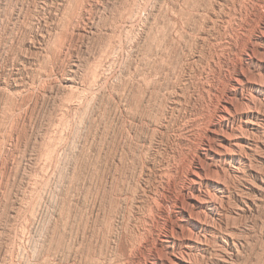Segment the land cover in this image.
Listing matches in <instances>:
<instances>
[{"label": "rangeland", "instance_id": "rangeland-1", "mask_svg": "<svg viewBox=\"0 0 264 264\" xmlns=\"http://www.w3.org/2000/svg\"><path fill=\"white\" fill-rule=\"evenodd\" d=\"M235 1L0 0V264H71L75 237L91 257L102 250V264L151 258L203 134L195 119L210 114L264 11V0ZM72 66L75 80L60 90ZM13 72L26 88L4 84ZM254 157L247 174L264 170ZM257 180L230 187L224 221L243 241L231 264H264V192L244 212L235 200ZM129 240L139 246L130 257Z\"/></svg>", "mask_w": 264, "mask_h": 264}, {"label": "bare ground", "instance_id": "bare-ground-1", "mask_svg": "<svg viewBox=\"0 0 264 264\" xmlns=\"http://www.w3.org/2000/svg\"><path fill=\"white\" fill-rule=\"evenodd\" d=\"M235 1V0H234ZM237 1V0H236ZM235 1V2H236ZM249 1V0H248ZM255 6L261 7L262 0H251ZM170 2V1H169ZM174 2V1H173ZM220 2V1H219ZM226 2V1H225ZM229 2V1H228ZM246 2L247 1H244ZM242 2V3H243ZM99 3V2H98ZM131 3V2H130ZM172 3V2H171ZM175 3V2H174ZM211 3V2H210ZM250 3V4H251ZM224 4V3H223ZM230 4V3H228ZM244 5V4H243ZM241 6L244 7L245 6ZM248 5V4H245ZM264 5V4H263ZM262 5V6H263ZM156 6V5H155ZM175 6V5H174ZM206 6V5H205ZM218 6V5H217ZM227 6V5H226ZM234 6V5H233ZM149 7V6H148ZM195 7V6H194ZM221 6L220 8H222ZM229 7V5H228ZM258 7V8H260ZM71 8V7H70ZM92 8V7H91ZM129 8V7H128ZM133 8V7H131ZM137 8V7H136ZM139 8V7H138ZM150 8V7H149ZM169 8V7H168ZM172 8V7H171ZM210 8V7H209ZM224 8V7H223ZM252 8V6H251ZM257 9V7H255ZM254 8V9H255ZM130 9V8H129ZM176 9V8H175ZM237 9V8H236ZM235 9V10H236ZM240 9V8H239ZM77 10V9H76ZM131 10V9H130ZM142 10V9H141ZM145 10V9H144ZM215 10V9H214ZM223 10V9H222ZM249 10V9H248ZM245 10V16L247 14ZM253 10V9H252ZM251 10V11H252ZM74 11V10H73ZM158 11V10H157ZM172 11V10H170ZM210 11V10H209ZM250 11V10H249ZM257 11V10H256ZM260 11V10H259ZM134 12V11H132ZM189 12V11H188ZM217 12V11H216ZM228 12V11H227ZM255 12V11H254ZM264 12V11H263ZM259 14L254 26L252 39L248 49L239 57L237 66L229 71L223 89L214 93V86L207 90L215 94L216 100L210 114L203 119L196 118L198 126H203V134L195 156L189 160L183 178L182 191L174 201L171 215L165 219L156 243L151 245V258L143 264H201L206 259H215L217 264L232 262L243 246L242 236L231 230L224 220L229 216L232 183L245 176L253 175L257 182L251 186L252 195L243 193L249 190L239 188L235 198L242 211L251 210L264 192V170L258 174L246 173L252 165L254 155H261L264 162V13ZM151 13V12H150ZM241 13V12H240ZM239 13V14H240ZM252 13V12H251ZM126 14V13H125ZM124 14V15H125ZM191 14V13H190ZM222 14V13H221ZM236 14V13H235ZM72 15V14H71ZM132 15V14H131ZM135 15V14H134ZM133 15V16H134ZM153 15V14H152ZM168 15V14H167ZM176 15V14H175ZM184 15V14H183ZM200 15V14H199ZM241 15V14H240ZM244 15V14H243ZM250 15V14H249ZM255 15V14H254ZM127 16V15H126ZM136 16V15H135ZM141 16V15H140ZM234 16V15H233ZM244 16V17H245ZM124 17V16H123ZM128 17V16H127ZM148 17V16H147ZM170 17V16H169ZM240 17V16H239ZM247 17V16H246ZM250 17V16H249ZM190 18V17H189ZM242 18V17H241ZM251 18V17H250ZM128 19V18H127ZM148 19V18H147ZM181 19V18H180ZM214 19V18H213ZM220 21V18H218ZM228 19V18H226ZM226 19L224 18L223 21ZM243 19V18H242ZM246 19V18H244ZM92 20V19H91ZM122 20V19H121ZM143 20V19H142ZM188 20V19H187ZM124 21V20H123ZM222 21V22H223ZM230 21V19H229ZM93 22V21H92ZM139 22V21H138ZM184 22V21H183ZM186 22V21H185ZM228 22V21H227ZM84 23V22H83ZM146 23V22H145ZM216 23V22H215ZM231 23V22H230ZM92 24V23H91ZM90 24V25H91ZM94 24V23H93ZM247 24V23H246ZM183 25V24H182ZM181 25V26H182ZM67 26V25H66ZM94 27V26H93ZM172 27V26H171ZM179 27V26H178ZM227 27V26H226ZM63 27H61L62 29ZM92 26L90 27V31ZM104 28V27H103ZM120 28V27H119ZM155 28V27H154ZM59 29V28H58ZM82 29V28H81ZM225 29V28H224ZM239 29V28H238ZM37 30V29H36ZM47 30V29H46ZM57 30V29H56ZM63 30V29H62ZM118 30V29H117ZM120 30V29H119ZM177 30V29H176ZM86 31V30H85ZM93 31V30H92ZM172 31V30H171ZM186 31V30H185ZM219 31V30H218ZM64 32V31H63ZM102 32V31H101ZM120 32V31H119ZM149 32V31H148ZM152 32V31H151ZM177 32V31H176ZM222 32V31H221ZM52 33V31H51ZM58 33V31H57ZM139 33V32H138ZM153 33V32H152ZM185 33V32H184ZM95 34V33H94ZM137 34V33H136ZM147 34V32H146ZM80 35V34H79ZM114 35V33H113ZM236 35V34H235ZM43 36V35H42ZM138 36V35H137ZM232 36V35H231ZM61 37V36H60ZM90 37V36H89ZM118 37V36H117ZM201 37V36H200ZM44 38V37H43ZM111 38V37H110ZM175 38V37H174ZM213 38V37H212ZM229 38V37H228ZM116 39V38H115ZM118 39V38H117ZM142 39V38H141ZM32 40V39H31ZM135 40V39H134ZM137 40V39H136ZM140 40V39H139ZM55 41V40H54ZM64 41V40H63ZM111 41V40H109ZM222 41V40H221ZM237 42V40L235 39ZM32 42V41H31ZM60 42V41H59ZM113 42V41H112ZM121 42V41H120ZM235 42V43H236ZM246 42V41H245ZM39 43V42H38ZM61 44V43H60ZM64 44V43H63ZM62 44V45H63ZM115 44V43H113ZM189 44V43H188ZM111 45V44H110ZM217 45V44H216ZM236 45V44H235ZM245 45V44H244ZM247 45V44H246ZM230 48V39L225 42ZM36 47V46H35ZM53 47V46H52ZM203 47V46H202ZM225 47V48H226ZM236 47V46H235ZM40 48V47H39ZM171 48V47H170ZM214 48V47H213ZM219 48V47H218ZM29 49V48H28ZM108 49V48H107ZM113 49V47H112ZM150 49V48H149ZM174 49V48H173ZM233 49V48H232ZM118 50V49H117ZM152 50V49H151ZM45 51V50H44ZM53 51V50H52ZM55 51V50H54ZM115 51V50H114ZM135 51V50H134ZM175 51V50H174ZM229 51V50H228ZM234 51V50H233ZM106 51H104L105 53ZM173 52V51H172ZM214 52V51H213ZM38 53V52H37ZM103 53V54H104ZM107 53V52H106ZM105 53V54H106ZM112 53V51H111ZM110 53V54H111ZM140 53V52H139ZM149 53V52H147ZM184 53V52H183ZM36 54V53H35ZM40 54V53H39ZM53 54V53H52ZM23 55V54H22ZM41 55V54H40ZM38 56V55H37ZM54 56V55H53ZM52 56V57H53ZM108 56V55H107ZM119 55H117L118 57ZM167 56V55H166ZM187 56V55H186ZM229 56V55H228ZM143 57V56H142ZM219 57V56H218ZM176 58V57H175ZM227 58V57H226ZM230 58V57H229ZM227 58V59H229ZM35 59V58H34ZM37 59V58H36ZM46 59V58H45ZM48 59V58H47ZM107 59V58H106ZM111 59V58H110ZM50 60V56H49ZM105 60V59H104ZM143 60V59H142ZM153 60V59H152ZM172 60V59H171ZM186 60V59H185ZM214 60V59H213ZM223 61V60H222ZM226 61V60H225ZM57 62V61H56ZM109 62V61H107ZM112 62V61H111ZM146 62V61H145ZM155 62V61H154ZM183 62V61H182ZM207 62V61H206ZM98 63V62H97ZM115 63V62H114ZM164 63V62H163ZM228 63V62H226ZM235 63V62H234ZM52 64V63H51ZM100 64V63H99ZM104 64V63H102ZM156 64V63H155ZM218 64V63H217ZM75 65V64H74ZM78 66V65H77ZM69 68V74L60 90L70 85L78 67ZM160 66V65H159ZM173 66V65H172ZM223 66V65H222ZM220 66V67H222ZM229 66V65H228ZM43 67V66H42ZM51 67V66H50ZM149 67V66H148ZM226 67V66H225ZM26 68V67H25ZM158 68V67H157ZM162 68V67H161ZM224 68V67H223ZM20 69V68H19ZM39 69V68H38ZM41 69V68H40ZM150 69V68H149ZM164 69V68H163ZM67 70V69H66ZM65 70V72H66ZM96 70V69H95ZM100 70V69H99ZM176 70V69H175ZM21 71V70H20ZM41 71V70H40ZM167 71V70H166ZM221 71V70H220ZM19 72V71H18ZM39 72V71H38ZM45 72V71H44ZM106 72V70H105ZM104 72V73H105ZM136 72V71H135ZM149 72V71H148ZM85 73V72H84ZM144 73V72H143ZM151 73V72H150ZM172 73V72H171ZM46 74V72H45ZM94 74V73H93ZM96 74V73H95ZM7 75V74H6ZM16 75V82L3 80L6 86H13L15 91L27 86L21 73ZM121 75V74H120ZM9 76V75H7ZM27 76V75H26ZM96 76V75H95ZM144 76V75H143ZM157 76V75H156ZM172 76V75H171ZM219 76V75H218ZM54 77V76H53ZM76 77V76H75ZM91 77V76H90ZM104 77V76H103ZM37 78V77H36ZM45 78V77H44ZM49 78V77H48ZM52 78V77H51ZM99 78V77H98ZM127 78V77H126ZM218 78V77H217ZM47 79V78H46ZM94 79V77H93ZM131 79V78H130ZM168 79V78H167ZM216 79V78H215ZM33 80V79H32ZM28 83L32 85L33 81ZM85 80V79H84ZM89 80V79H88ZM92 80V79H91ZM124 80V79H123ZM82 81V80H81ZM87 81V80H86ZM135 81V80H134ZM144 81V80H143ZM163 81V80H162ZM35 82V81H34ZM46 82V81H45ZM83 82V81H82ZM81 82V83H82ZM93 82V80H92ZM107 82V81H106ZM150 82V81H149ZM160 82V81H159ZM199 82V81H198ZM207 82V81H206ZM36 83V82H35ZM137 83V82H136ZM210 83V82H209ZM2 84V83H1ZM41 84V83H40ZM77 84V83H76ZM84 84V83H83ZM147 84V83H146ZM208 84V83H207ZM214 84V83H213ZM39 85V84H38ZM53 85V83H52ZM55 85V84H54ZM73 85V84H72ZM96 85V84H95ZM103 85V84H102ZM124 85V84H123ZM128 85V84H127ZM155 85V84H154ZM223 85V84H222ZM58 86V85H57ZM60 86V85H59ZM139 86V85H138ZM146 86V85H145ZM210 86V85H209ZM50 87V86H49ZM71 87V85H70ZM74 87V86H73ZM87 87V86H86ZM149 87V86H148ZM151 87V86H150ZM167 87V86H166ZM8 87H3L4 90ZM26 88V87H25ZM32 88V87H31ZM53 88V86H52ZM51 88V90H53ZM57 88V89H58ZM68 88V87H67ZM100 88V87H99ZM2 89V86H1ZM28 89V88H27ZM50 89V88H49ZM58 89V90H59ZM78 89V87H77ZM101 89V88H100ZM126 89V87H125ZM137 89V88H136ZM206 89V88H205ZM3 90V91H4ZM30 90V89H29ZM35 90V88H34ZM44 90V89H43ZM119 90V89H118ZM158 90V89H157ZM14 91V90H13ZM26 91V90H25ZM74 91V89H73ZM95 91V90H94ZM104 91V90H103ZM139 91V90H138ZM206 91V90H205ZM5 92V91H4ZM8 92V91H7ZM72 92V91H71ZM82 92V90H81ZM84 92V91H83ZM150 92V91H149ZM165 92V91H164ZM175 92V91H174ZM13 93V92H11ZM25 93V92H24ZM23 93V94H24ZM42 93V92H41ZM80 93V92H79ZM86 93V92H85ZM91 93V92H90ZM125 93V92H124ZM176 93V92H175ZM207 93V92H206ZM209 93V92H208ZM19 94V93H17ZM16 94V95H17ZM26 94V93H25ZM67 94V93H66ZM83 94V93H82ZM88 94V93H87ZM99 94V93H98ZM177 94V93H176ZM8 95V94H7ZM12 95V94H11ZM15 95V92L13 93ZM15 95V96H16ZM73 95V94H72ZM78 95V94H77ZM84 95V94H83ZM103 95V94H102ZM209 95V94H208ZM10 96V95H8ZM20 96V95H18ZM17 96V97H18ZM23 96V95H22ZM134 96V95H133ZM144 96V95H143ZM214 96V95H213ZM16 97V98H17ZM62 97V96H61ZM122 97V96H121ZM132 97V96H131ZM6 98V97H5ZM14 98V97H13ZM77 98V97H76ZM81 98V97H80ZM89 100V99H88ZM208 100V99H207ZM179 101V100H177ZM190 101V100H189ZM136 102V101H135ZM176 102V101H175ZM69 103V102H68ZM90 103V101H89ZM120 103V102H119ZM134 103V102H133ZM67 104V103H66ZM181 104V103H180ZM65 105V104H64ZM130 105V104H129ZM165 105V104H164ZM175 103L173 106H178ZM188 105V104H187ZM193 105V104H192ZM198 105V104H197ZM196 105V106H197ZM14 106V105H13ZM88 106V105H87ZM134 106V105H133ZM194 106V105H193ZM23 107V106H22ZM140 108V107H139ZM182 108V107H181ZM21 109V108H20ZM19 109V110H20ZM69 109V108H68ZM88 109V108H87ZM167 109V108H166ZM210 110V109H209ZM132 111V109H131ZM2 112V111H1ZM66 112V111H65ZM146 112V111H145ZM165 112V111H164ZM24 113V112H23ZM22 113V114H23ZM13 114V112H12ZM21 114V113H20ZM19 114V116H20ZM7 115V114H6ZM5 115V116H6ZM63 115V114H62ZM65 115V113H64ZM204 115V114H203ZM18 116V117H19ZM25 116V115H24ZM199 116V115H197ZM14 117V116H13ZM192 117V116H191ZM10 118V117H9ZM59 118V117H58ZM65 118V117H64ZM164 118V117H163ZM190 118V117H189ZM61 119V118H60ZM10 120V119H9ZM52 120V119H51ZM50 120V121H51ZM53 121V120H52ZM60 121V120H59ZM65 121V119H64ZM63 122V121H62ZM15 123V122H14ZM51 123V122H50ZM54 123V122H53ZM66 123V122H65ZM64 123V124H65ZM12 124V123H11ZM16 124V123H15ZM56 123H54L55 125ZM164 124V123H163ZM63 125V124H62ZM2 126V125H0ZM50 126V125H49ZM190 126V125H189ZM184 127V126H183ZM11 128V127H10ZM56 128V127H55ZM60 128V127H59ZM199 129V128H198ZM13 130V129H12ZM64 130V129H63ZM17 131V129H16ZM56 131V130H55ZM59 131V130H58ZM13 132V131H12ZM51 133V132H50ZM61 134V133H60ZM63 134V133H62ZM59 135V134H58ZM61 136V135H60ZM180 136V135H179ZM50 137V135H49ZM54 137V136H53ZM56 137V136H55ZM62 137V136H61ZM51 140V139H50ZM59 140V139H58ZM53 141V140H52ZM194 141V140H193ZM51 142V141H50ZM56 143V142H55ZM58 143V142H57ZM48 148V147H46ZM58 148V147H57ZM52 149V148H51ZM46 150V149H45ZM182 151V150H181ZM56 152V151H55ZM191 152V151H190ZM48 154V152H47ZM49 155V154H48ZM51 156V155H50ZM183 157V156H182ZM48 158V156H47ZM47 158H45L47 160ZM184 158V157H183ZM174 159V158H173ZM53 160V159H52ZM183 160V159H182ZM188 160V159H187ZM257 160V159H256ZM260 161V162H262ZM256 162V161H255ZM51 163V162H50ZM49 163V164H50ZM183 163V162H182ZM167 164V163H166ZM180 164V163H179ZM256 164V163H253ZM263 164V163H262ZM52 165V164H51ZM260 165V164H259ZM42 166V165H41ZM45 166V165H44ZM254 166V165H253ZM47 167V166H46ZM154 167V166H153ZM48 168V167H47ZM46 168V169H47ZM160 168V167H159ZM252 168V167H251ZM162 170V169H161ZM53 171V169H52ZM51 171V173H52ZM44 172V171H43ZM47 172V171H45ZM158 173V172H157ZM174 173V172H173ZM179 173V172H178ZM43 176V175H42ZM41 176V177H42ZM45 176V175H44ZM172 176V175H171ZM251 178V177H250ZM249 178V179H250ZM248 179V178H247ZM166 180V179H165ZM252 180V179H251ZM173 182V181H172ZM162 183V182H161ZM33 184V183H32ZM38 184V183H35ZM161 185V184H159ZM163 185V184H162ZM235 186V185H234ZM233 186V187H234ZM237 186V185H236ZM120 187V186H119ZM153 188V187H152ZM181 188V187H180ZM179 188V189H180ZM33 190V189H32ZM250 191V192H251ZM162 192V191H161ZM235 193V192H234ZM249 193V192H248ZM146 194V193H145ZM176 194V193H175ZM247 194V193H246ZM264 195V194H263ZM153 196V195H152ZM121 198V197H120ZM129 199V198H128ZM132 199V198H131ZM163 203L162 198L154 197ZM115 200V199H114ZM126 200V199H125ZM152 200V199H151ZM173 200V199H172ZM32 202V201H31ZM118 202V201H117ZM75 203V202H74ZM161 203V204H162ZM34 204V203H33ZM92 204V203H91ZM157 204V203H156ZM259 204V203H257ZM20 205V204H19ZM119 205V204H118ZM159 205V204H158ZM237 205V206H238ZM115 206V205H114ZM138 206V205H137ZM33 207V206H32ZM160 207V206H159ZM231 207V206H230ZM234 207V206H233ZM19 209V208H18ZM25 209V208H23ZM97 209V208H96ZM113 209V208H111ZM33 210V209H32ZM74 210V209H73ZM167 210V208H166ZM24 211V210H23ZM36 211V210H33ZM22 212V211H21ZM20 212V213H21ZM30 212V211H29ZM71 212V211H70ZM111 212V211H110ZM116 212V211H115ZM19 213V214H20ZM96 213V212H95ZM137 213V212H136ZM149 213V212H148ZM239 214V213H238ZM123 215V214H122ZM26 216V215H25ZM234 216V215H233ZM27 217V216H26ZM31 217V216H30ZM33 217V216H32ZM83 217V216H82ZM152 217V216H151ZM162 217V216H161ZM230 217V216H229ZM14 218H16L14 216ZM124 218V217H123ZM156 218V217H155ZM24 219V218H23ZM126 219V218H125ZM135 219V218H134ZM22 220V219H21ZM86 220V219H85ZM121 220V219H120ZM229 220V219H228ZM25 221V220H24ZM33 221V220H32ZM129 222V221H128ZM148 222V221H147ZM132 223V222H131ZM163 223V222H162ZM27 224V223H26ZM76 224V223H75ZM153 224V223H151ZM23 225V224H22ZM25 225V224H24ZM71 225V224H70ZM155 225V224H154ZM126 226V225H125ZM158 226V225H157ZM162 227V226H160ZM72 228V227H71ZM138 228V227H137ZM22 229V228H21ZM25 229V228H23ZM159 229V228H158ZM21 231V230H20ZM149 231V230H148ZM147 231V232H148ZM115 232V231H114ZM146 231L144 230V233ZM159 232V231H158ZM157 232V233H158ZM17 233V232H16ZM20 233V232H19ZM24 233V231H23ZM75 233V232H74ZM141 233V232H140ZM139 233V234H140ZM71 234V233H70ZM135 234V233H134ZM29 235V234H28ZM60 235V234H59ZM136 235V234H135ZM247 235V233H246ZM95 236V235H94ZM134 236V235H133ZM156 236V235H155ZM244 236V234H243ZM248 236V235H247ZM115 237V236H114ZM137 237V236H136ZM135 237V238H136ZM151 237V236H150ZM64 238V237H63ZM80 238V237H79ZM96 238V237H95ZM134 238V239H135ZM142 238V237H141ZM246 238V237H245ZM30 239V238H29ZM46 239V238H45ZM249 239V238H248ZM80 240V239H79ZM28 241V240H27ZM60 241V240H59ZM73 241V242H72ZM71 244V264H102V253H93L82 247L75 237ZM111 241V240H110ZM130 241V240H129ZM134 241V240H133ZM140 241V240H139ZM155 241V239H154ZM250 241V240H249ZM42 241H40L41 243ZM47 242V241H46ZM50 242V241H49ZM57 242V240H56ZM55 242V243H56ZM117 242V241H116ZM132 242V241H130ZM136 242V241H135ZM132 242L123 248L122 253H135L136 243ZM141 242V241H140ZM110 243V242H109ZM115 243V242H114ZM18 244V243H17ZM59 244V243H58ZM24 245V244H23ZM39 245V244H38ZM63 246V245H62ZM88 246V245H87ZM48 247V246H47ZM69 247V246H68ZM26 249V248H25ZM110 249V247H109ZM37 250V249H36ZM64 250V249H63ZM18 251V250H17ZM33 251V250H32ZM40 251V250H39ZM49 251V250H48ZM104 251V250H103ZM138 251V250H137ZM140 251V250H139ZM241 251V249H240ZM9 252V251H8ZM19 252V251H18ZM23 253V251H21ZM26 252V251H25ZM36 252V251H35ZM60 252V251H59ZM28 253V252H27ZM141 253V252H140ZM239 254V253H238ZM23 255V254H22ZM68 255V254H67ZM107 255V254H106ZM141 255V254H140ZM35 256V255H34ZM48 256V255H47ZM9 258V257H8ZM25 258V256H24ZM47 259V258H46ZM126 259V258H125ZM104 260V258H103ZM129 260V259H127ZM236 260V259H235ZM37 261V260H36ZM112 261V260H111ZM118 261V259H117ZM124 261V260H123ZM126 261V260H125ZM130 261V260H129ZM234 261V260H233ZM25 262V261H24ZM30 262V261H29ZM204 262V261H203ZM202 262V263H203ZM11 263V262H10ZM213 263V262H212ZM208 264V263H206ZM231 264V263H230Z\"/></svg>", "mask_w": 264, "mask_h": 264}]
</instances>
